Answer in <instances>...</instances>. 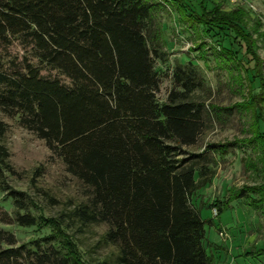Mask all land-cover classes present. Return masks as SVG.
<instances>
[{"label": "trees", "instance_id": "1", "mask_svg": "<svg viewBox=\"0 0 264 264\" xmlns=\"http://www.w3.org/2000/svg\"><path fill=\"white\" fill-rule=\"evenodd\" d=\"M171 3L190 25L235 31V11H208L203 0L201 13L191 14L190 0H0V113L44 140L89 191L68 213L33 214L36 200L8 185L17 171L1 142L7 124L0 119V193L14 206L10 213L0 204V264H215L207 250L212 222L193 200L211 184L215 156L235 142L194 151L211 116L200 94L205 78L193 63L177 65L178 89L163 103L157 98L154 61L167 60L160 20ZM14 42L26 53L18 63L8 52ZM222 51L235 57L234 47ZM253 57L245 67L254 72ZM223 113L233 115L230 108ZM241 199L264 214V180L210 209L219 217ZM14 224L41 236L19 244L6 228ZM94 224L108 226L103 241L117 252L89 262L69 236L77 225Z\"/></svg>", "mask_w": 264, "mask_h": 264}, {"label": "rangeland", "instance_id": "2", "mask_svg": "<svg viewBox=\"0 0 264 264\" xmlns=\"http://www.w3.org/2000/svg\"><path fill=\"white\" fill-rule=\"evenodd\" d=\"M190 1L193 9L188 14L194 11L201 13V0ZM203 5L208 11L216 6L224 13L235 11L238 16L235 31H231L227 24H220L221 28L213 31H209L207 26L190 25L172 3L166 7L160 21L167 60L154 61L160 78L157 98L163 103L172 90L178 89L174 80L177 65L193 63L202 73L205 88L200 94L211 120L194 151L201 152L211 144L235 142V149L227 155L215 156L210 166L215 176L193 200L201 209L203 219L212 222L206 224L207 250L215 258V264H264V256L257 253L264 250L262 211L254 209L247 199L235 201L219 217H216L215 209H210L217 201L234 197L242 189L263 185L264 0H203ZM203 17L205 19L206 15ZM222 17L218 16L219 19ZM200 46L203 52H199ZM233 47L235 57L225 59L222 50ZM8 52L16 63L26 54L17 42L9 47ZM247 56H254L260 63L259 67L254 66L255 59H252L249 67H254V72L245 67ZM64 81L67 82L66 79ZM223 108L232 109L233 115L226 116ZM0 119L7 124V132L1 142L8 147L11 163L17 171V175L8 176V185L36 200L39 208L33 210V214L55 218L88 201L87 187L67 172L64 163L53 156L44 140L24 128L18 118L0 113ZM37 169L40 170L36 174ZM46 192L56 202H51ZM0 204L2 210L13 213V200L6 193H0ZM78 227L70 231L69 237H75L73 249L83 259L96 262L116 254L117 248L103 241L108 230L106 224ZM6 228L15 234L19 244L41 236L32 228L16 224ZM49 232L44 231L45 234Z\"/></svg>", "mask_w": 264, "mask_h": 264}, {"label": "built area", "instance_id": "3", "mask_svg": "<svg viewBox=\"0 0 264 264\" xmlns=\"http://www.w3.org/2000/svg\"><path fill=\"white\" fill-rule=\"evenodd\" d=\"M215 215H217V211L215 210Z\"/></svg>", "mask_w": 264, "mask_h": 264}]
</instances>
